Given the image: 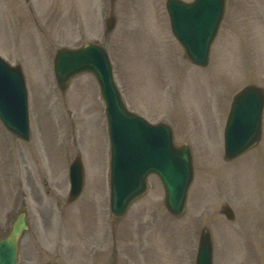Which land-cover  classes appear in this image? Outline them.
<instances>
[{"label": "rangeland", "instance_id": "1", "mask_svg": "<svg viewBox=\"0 0 264 264\" xmlns=\"http://www.w3.org/2000/svg\"><path fill=\"white\" fill-rule=\"evenodd\" d=\"M164 4L0 0V56L21 65L30 107L29 140L0 123V238L24 210L30 227L20 264H194L202 228L211 235L213 264H264V123L258 145L235 159L224 158L222 143L233 94L250 83L264 87V0H227L205 67L184 57ZM109 15L114 24L104 32ZM86 42L105 46L128 109L169 123L175 141L189 144L193 178L180 217L163 207L153 176L147 194L112 227L109 142L97 84L83 73L60 90L53 75L56 50ZM75 157L85 185L68 201L67 168ZM225 204L232 220L221 213Z\"/></svg>", "mask_w": 264, "mask_h": 264}, {"label": "water", "instance_id": "2", "mask_svg": "<svg viewBox=\"0 0 264 264\" xmlns=\"http://www.w3.org/2000/svg\"><path fill=\"white\" fill-rule=\"evenodd\" d=\"M166 8L172 30L186 56L196 64H206L210 42L222 17L224 0H195L193 3L167 0ZM86 70L96 76L107 104L112 218L122 216L130 202L146 190V176L150 172L156 173L162 181L165 207L172 214L180 215L192 178L189 148L173 143L172 129L168 125H150L125 109L102 48L88 44L77 50L57 51L54 71L61 87L71 76ZM263 106V90L258 87L247 86L234 96L224 130L227 158L245 152L257 142ZM0 117L13 132L27 137L26 96L21 72L18 67H9L1 60ZM70 177V196L75 198L83 184L79 161L73 162ZM223 212L228 218L232 217L229 207L225 206ZM26 227L24 214L20 213L8 235L0 240V264H17V241ZM195 264H212L211 242L205 229L200 233Z\"/></svg>", "mask_w": 264, "mask_h": 264}, {"label": "flooded vegetation", "instance_id": "3", "mask_svg": "<svg viewBox=\"0 0 264 264\" xmlns=\"http://www.w3.org/2000/svg\"><path fill=\"white\" fill-rule=\"evenodd\" d=\"M89 249H91V247H89ZM99 253H101V252H99ZM94 254V256H98L99 254H97V253H93ZM104 259V258H103ZM91 264H101V263H97V262H93V263H91Z\"/></svg>", "mask_w": 264, "mask_h": 264}]
</instances>
